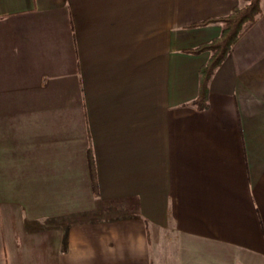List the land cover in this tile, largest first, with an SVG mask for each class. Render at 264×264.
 Instances as JSON below:
<instances>
[{
  "label": "crops",
  "instance_id": "0c3cea01",
  "mask_svg": "<svg viewBox=\"0 0 264 264\" xmlns=\"http://www.w3.org/2000/svg\"><path fill=\"white\" fill-rule=\"evenodd\" d=\"M245 2L0 0V264H264V3L191 104Z\"/></svg>",
  "mask_w": 264,
  "mask_h": 264
},
{
  "label": "trees",
  "instance_id": "16d2710c",
  "mask_svg": "<svg viewBox=\"0 0 264 264\" xmlns=\"http://www.w3.org/2000/svg\"><path fill=\"white\" fill-rule=\"evenodd\" d=\"M264 0H246L243 5L234 6L230 12L217 18H207L195 23V25H205L208 23H220V34L207 43L201 44L189 50L192 53L209 51L207 61L199 68V85L197 96L191 101L197 109L203 110L208 107L207 95L208 84L215 69L223 62L229 54L234 43L241 37L245 30L253 25L263 12ZM88 162L91 171L92 186L96 192V182L94 177V164L91 148H88Z\"/></svg>",
  "mask_w": 264,
  "mask_h": 264
}]
</instances>
